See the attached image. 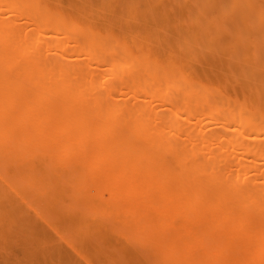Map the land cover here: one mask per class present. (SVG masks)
I'll use <instances>...</instances> for the list:
<instances>
[{
  "label": "bare ground",
  "instance_id": "obj_1",
  "mask_svg": "<svg viewBox=\"0 0 264 264\" xmlns=\"http://www.w3.org/2000/svg\"><path fill=\"white\" fill-rule=\"evenodd\" d=\"M0 243L264 264V0H0Z\"/></svg>",
  "mask_w": 264,
  "mask_h": 264
},
{
  "label": "rangeland",
  "instance_id": "obj_2",
  "mask_svg": "<svg viewBox=\"0 0 264 264\" xmlns=\"http://www.w3.org/2000/svg\"><path fill=\"white\" fill-rule=\"evenodd\" d=\"M91 224H95V221L89 220ZM20 256L19 251L16 248L13 249H4L0 243V264H37L34 263V260H30L29 258L24 263ZM37 261V260H36Z\"/></svg>",
  "mask_w": 264,
  "mask_h": 264
}]
</instances>
